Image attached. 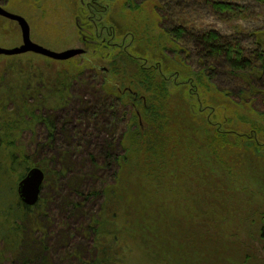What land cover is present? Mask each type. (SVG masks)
I'll return each instance as SVG.
<instances>
[{
    "label": "rangeland",
    "instance_id": "rangeland-1",
    "mask_svg": "<svg viewBox=\"0 0 264 264\" xmlns=\"http://www.w3.org/2000/svg\"><path fill=\"white\" fill-rule=\"evenodd\" d=\"M90 1L8 0L3 5L26 18L34 42L55 51L77 47L86 50L68 60H55L33 52L0 56V74H7V80L19 75L14 70L17 67L21 75L26 70L45 76L57 75L63 70L76 74L72 98L65 106L51 108L47 105L37 110L45 117L55 118L52 135L43 123H36L32 129L25 128L11 139L34 161L49 159V167L60 171L55 176L51 174L49 181L45 180L42 201L31 215L37 224L33 223L30 235L33 240H44L46 262L101 264L95 261L100 246L119 252L108 264H264V157L245 145L213 153L205 142L202 123L190 113V103L197 107L198 102L183 93L185 80L181 74L172 72L170 84L172 129L176 136L173 155L169 163L161 167L146 162L143 156L134 157L132 185L124 186L133 187V194H136L132 199L139 207L134 217L138 222L127 224L125 210L113 208L110 214L114 210L118 214L111 215L113 224L108 227L116 232L98 235L91 228L95 225L93 218L100 215L105 202L100 191L113 182L112 174L117 168L111 158H106V150L102 151L104 139L113 137L101 129L100 124L79 119L76 111L80 98L96 99L94 89L98 81L91 77L90 65L96 64L98 69L109 67L120 50L146 63L149 59L145 54H159L173 71L182 72L174 60V52H164L157 44L160 26L166 18L171 25L185 26L190 35L215 30L222 35L237 36L247 48L254 49L256 39L264 44V6L255 0H231L244 6L246 13L224 20L206 0H156L159 8L150 0L143 4L141 12L123 9L125 0H97L105 10L99 19L103 27L113 26L123 35L112 43L106 40L108 44L91 38L96 41L94 45L88 43V36L83 39L77 24L79 19L84 27H89L81 5ZM161 16L163 20H159ZM134 28L139 30L135 38L129 31ZM146 37H156V44H149ZM21 44L19 25L0 17V46L13 48ZM185 46L188 66L197 68L199 59L193 41L189 39ZM79 63L86 66L81 77L77 76ZM237 93L231 91L235 101L240 100L235 96ZM213 101L219 103L215 98ZM250 101L251 104L254 101L252 105L256 111L264 110L263 97ZM238 109L264 124V116L259 112L254 113L248 107L239 106ZM224 116L232 117L233 121L226 120L222 126L236 132L250 129L248 123L232 112L224 110ZM121 132V128L116 129L115 143ZM113 151L121 152V146L115 144ZM166 220L171 231H168ZM183 224L185 233L190 235L187 244L181 242L185 233L177 228H184ZM148 228L151 232L146 230ZM208 242L212 245H207ZM218 245L221 247H215ZM3 247L0 238V250ZM0 264H17V261L7 253Z\"/></svg>",
    "mask_w": 264,
    "mask_h": 264
},
{
    "label": "trees",
    "instance_id": "trees-1",
    "mask_svg": "<svg viewBox=\"0 0 264 264\" xmlns=\"http://www.w3.org/2000/svg\"><path fill=\"white\" fill-rule=\"evenodd\" d=\"M125 1L123 9L141 12L143 4L150 0ZM151 1L159 8L156 0ZM255 1L264 6V0ZM206 3L224 20L246 13L244 6L231 0H206ZM81 7L83 16L86 15L84 20L90 24L86 35L89 37L88 43L96 44L92 38L108 44L123 35L117 33L113 26L103 27L99 19L105 10L100 3L91 0ZM163 18L161 16L159 20ZM165 21L160 26L157 44H160L164 52H174V60L179 67L181 66L182 72L173 71L171 65L159 54L152 56L145 54L149 59L146 63L140 61L139 57L135 58L133 54L126 55L125 50H120L115 54L109 67H105L104 70L98 69L96 64L90 65L91 77L98 82L100 80V83L96 82L97 86L94 89L96 99L91 101L80 98L77 106L79 119H85L87 123L100 124L101 129L110 132L113 137L104 139L102 149L104 152L106 150V158H111V163L117 164V168L112 174L113 182L104 185L100 191L104 194L105 202L99 212L100 215L93 218L95 225L91 226L98 235L116 232L115 229L108 227L109 224H113L111 217L118 214L115 210L110 214L113 208L125 210L127 224L134 225L138 222L134 217L139 207L132 199L136 194H133V187L124 186L132 185L130 178L134 171L132 170L134 157L143 156L145 161L159 164L161 167L169 163V158L173 155L172 144L176 136L172 129L170 84L174 73L181 74L185 80L183 93L190 95L192 100L195 99L193 102H198L197 107L190 103V113L194 115V119L197 118L202 123L205 142L213 153L218 154L219 150L227 147L245 145L244 147L264 157V124L238 109L241 106L248 107L254 113L259 112L254 109L252 105L254 101L251 104L250 99L264 98V44L256 39L255 48L250 49L237 36L222 35L215 30L205 31L201 35H190L185 26H174ZM134 29L129 31L135 38L139 35V30ZM189 39L193 41L199 59L198 67L194 69L188 66L187 57L184 55L187 53L185 44ZM146 40L153 46L156 44V37H146ZM78 66L77 76L81 77L86 66L83 63H79ZM14 70L19 75H13L9 80L7 74H0V238L4 242V247L0 250V262L5 259V254L9 253L12 258L18 260L17 264H26L28 256L44 255L47 246L42 247L37 241L29 239L27 231L30 209L19 198L17 185L34 166L44 170L46 181H49L51 174L55 176L60 171L49 167V159L34 161L24 148L11 139L25 128L32 129L36 123H43L52 135L56 126L55 118L45 117L37 110L47 105L51 108L65 106L72 98L71 88L76 74L63 70L57 75L45 76L43 73L26 70L21 75L20 68ZM113 80L116 82L113 83ZM231 91H238L235 96L240 100L235 101ZM213 97L219 103L213 101ZM215 110H218L217 113ZM224 110L232 112L241 121L248 123L250 129L246 132H236L230 127L222 126L226 120L228 123L233 121L232 117L225 118L226 114L223 117ZM259 114L264 116V110ZM124 121H127L125 127ZM117 128L122 129L117 142L121 146V152L115 153L113 150L117 143L114 141V134ZM39 205L37 203L35 207ZM16 206L18 207L15 208ZM141 222L145 223V220ZM167 228L171 231L170 226ZM177 228L185 233L186 228ZM146 230L151 232L149 228ZM262 233L264 234V231ZM187 235L185 233L181 237L182 243L189 242L190 235ZM207 245L212 244L208 242ZM215 247L220 248L221 245ZM97 253L100 254L95 261L102 264L108 260L110 254H113L112 258L115 259L116 252L111 253L107 247L99 246ZM209 254L210 251L207 255Z\"/></svg>",
    "mask_w": 264,
    "mask_h": 264
},
{
    "label": "water",
    "instance_id": "water-1",
    "mask_svg": "<svg viewBox=\"0 0 264 264\" xmlns=\"http://www.w3.org/2000/svg\"><path fill=\"white\" fill-rule=\"evenodd\" d=\"M0 15L16 21L20 27L22 44L13 48L0 46V55H17L26 52L37 53L55 60H68L85 53L83 47L69 48L63 51H55L44 47L31 39L30 25L25 17L18 13L7 10L0 5ZM45 180V172L42 168L34 166L19 181L17 193L21 201L27 206H33L40 197L42 186Z\"/></svg>",
    "mask_w": 264,
    "mask_h": 264
},
{
    "label": "flooded vegetation",
    "instance_id": "flooded-vegetation-1",
    "mask_svg": "<svg viewBox=\"0 0 264 264\" xmlns=\"http://www.w3.org/2000/svg\"><path fill=\"white\" fill-rule=\"evenodd\" d=\"M8 0H5V1H3V0H0V5L1 6H3V5H5V3L7 2ZM95 2L96 3H99L97 0H95ZM4 7V6H3ZM5 8V7H4ZM8 10V9H7ZM21 15V14H20ZM23 16V15H22ZM0 17H4V16H1L0 15ZM24 17V16H23ZM4 18H6V17H4ZM16 22V21H15ZM17 23V22H16ZM18 24V23H17ZM77 24H78V27H79V29H80V32H82V37H83V39L84 40H86V35L88 34V29L86 28V27H84L83 25H82V23L80 22V20L78 19L77 20ZM30 31H31V28H30ZM86 51V50H85ZM1 56V55H0ZM101 69L102 70H104V67L102 66L101 67ZM44 183H45V180H44ZM43 183V184H44ZM43 187V186H42ZM42 191V190H41ZM42 194L40 193V197H39V200L37 201V203H39L40 204V202L42 201V196H41ZM36 203V204H37ZM36 204H34L33 206H29V209H30V216H29V218H30V222L28 223V235H29V239H30V241H37V243L40 245V246H46V244H45V242H44V240H41V239H37V240H33L32 239V236L30 235V233H31V230H33L32 229V226H33V223H34V225L35 224H37V222L35 221V219H33V217L31 216L32 215V210L33 209H37L38 207H35V205ZM183 227H184V224H183ZM184 228H186V227H184ZM109 251V250H108ZM109 252H111V253H113V251L112 250H110ZM116 253H115V255H117L119 252L116 250L115 251ZM115 255H114V257H115ZM109 258H108V260L105 262V264H108L109 262L111 263L112 262V257H113V254H110L109 256H108ZM27 263L26 264H39V263H41V264H48L47 262H46V256H44V255H41V256H28L27 257ZM16 261V260H15ZM18 261V260H17Z\"/></svg>",
    "mask_w": 264,
    "mask_h": 264
}]
</instances>
